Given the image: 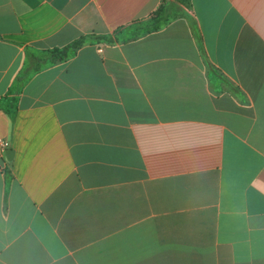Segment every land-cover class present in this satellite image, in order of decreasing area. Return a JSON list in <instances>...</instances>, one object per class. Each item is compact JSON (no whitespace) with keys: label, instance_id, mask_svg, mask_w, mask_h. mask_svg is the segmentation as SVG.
I'll list each match as a JSON object with an SVG mask.
<instances>
[{"label":"crops","instance_id":"obj_1","mask_svg":"<svg viewBox=\"0 0 264 264\" xmlns=\"http://www.w3.org/2000/svg\"><path fill=\"white\" fill-rule=\"evenodd\" d=\"M164 5L0 0V264H264V0Z\"/></svg>","mask_w":264,"mask_h":264},{"label":"trees","instance_id":"obj_2","mask_svg":"<svg viewBox=\"0 0 264 264\" xmlns=\"http://www.w3.org/2000/svg\"><path fill=\"white\" fill-rule=\"evenodd\" d=\"M177 1L181 5L190 7V0ZM178 16H185L184 12H182L181 9L179 13L177 10H170L168 6L164 5L154 13L150 20L143 24V26L136 33L133 34L132 38H138L140 36L161 30L166 27L169 23H171L174 19H176ZM92 41V37L84 36L62 48H54L40 53L29 52V50L27 49L26 64H34V72H38L48 65L71 59L76 55L79 49H81L84 45ZM95 41L112 44L118 42L119 39L116 37L114 38L113 36H97L95 38ZM17 81L20 82L21 78H18ZM7 112L10 117L14 116L13 112H11L10 110H8Z\"/></svg>","mask_w":264,"mask_h":264},{"label":"water","instance_id":"obj_3","mask_svg":"<svg viewBox=\"0 0 264 264\" xmlns=\"http://www.w3.org/2000/svg\"><path fill=\"white\" fill-rule=\"evenodd\" d=\"M6 156H7L8 160H12L13 150H7L6 151Z\"/></svg>","mask_w":264,"mask_h":264},{"label":"rangeland","instance_id":"obj_4","mask_svg":"<svg viewBox=\"0 0 264 264\" xmlns=\"http://www.w3.org/2000/svg\"><path fill=\"white\" fill-rule=\"evenodd\" d=\"M177 2H178V1H177ZM182 6H184V7H186V6L180 4V9L182 10V12H184V9L182 8ZM187 8H189V7H187Z\"/></svg>","mask_w":264,"mask_h":264},{"label":"built area","instance_id":"obj_5","mask_svg":"<svg viewBox=\"0 0 264 264\" xmlns=\"http://www.w3.org/2000/svg\"><path fill=\"white\" fill-rule=\"evenodd\" d=\"M7 144H4V146H6Z\"/></svg>","mask_w":264,"mask_h":264}]
</instances>
